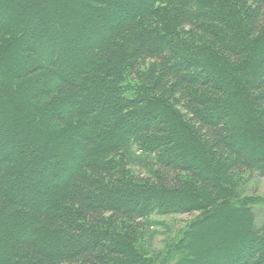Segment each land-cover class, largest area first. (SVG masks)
<instances>
[{"label": "trees", "instance_id": "obj_1", "mask_svg": "<svg viewBox=\"0 0 264 264\" xmlns=\"http://www.w3.org/2000/svg\"><path fill=\"white\" fill-rule=\"evenodd\" d=\"M255 173L264 0H0V264H264Z\"/></svg>", "mask_w": 264, "mask_h": 264}, {"label": "rangeland", "instance_id": "obj_2", "mask_svg": "<svg viewBox=\"0 0 264 264\" xmlns=\"http://www.w3.org/2000/svg\"><path fill=\"white\" fill-rule=\"evenodd\" d=\"M111 2V0H110ZM117 6H113L112 8L116 9ZM121 9V8H120ZM118 10L121 14L120 16L126 15V12L121 10ZM116 21V18L112 16L109 19V24H112ZM133 80L130 81L131 84L135 83V80L138 81L136 78H132ZM139 153V152H138ZM128 169L135 172L136 174H144V170H142V166L139 163H136L135 165L132 164L128 166ZM146 174V173H145ZM246 176V175H245ZM244 176V179H247V177ZM243 177V176H242ZM235 181L239 183V187H241V190L246 194L250 195H264V176L255 173V174H249L247 183L244 182L243 179H240L238 177ZM240 181V182H239ZM264 210V208H263ZM199 212H193V213H174V214H153L150 217V222L148 221V230L146 232V238H145V251L150 255H159V259L157 261V264H160L163 262L164 259H166V251L169 244L173 243L176 240L177 234L181 229L187 225V223L194 219L197 215H199ZM257 221L260 224L264 223V211L260 212L257 216ZM144 251V250H143ZM144 251V252H145ZM162 258V259H161Z\"/></svg>", "mask_w": 264, "mask_h": 264}]
</instances>
